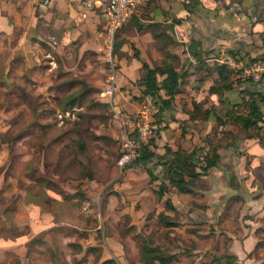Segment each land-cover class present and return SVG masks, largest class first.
<instances>
[{
  "label": "rangeland",
  "instance_id": "rangeland-1",
  "mask_svg": "<svg viewBox=\"0 0 264 264\" xmlns=\"http://www.w3.org/2000/svg\"><path fill=\"white\" fill-rule=\"evenodd\" d=\"M20 4L0 36V264H142L144 244L172 257L169 264H242L221 246L225 236L216 238L214 233L223 229L219 222L192 226L210 235L196 244L181 232V224L165 229L155 218L161 206L156 196L154 204L137 193L132 198L133 189L156 191L164 182V198L170 201L171 186L163 181L160 164L121 163L119 121L110 104L121 103L120 115L135 114L142 62L150 67L169 63L181 82L171 111L154 116L153 136L171 121L182 129H189L188 121H214L201 137L203 145L194 147L208 151L206 144L213 148L229 133L226 125L238 137L245 131L236 116L247 113L254 96L247 92L249 84L218 61L225 55L211 62L195 59L192 43L177 41L173 25L155 21L148 6L116 32L110 49L103 16L73 17L34 7L26 12L21 7L28 4ZM117 43L121 46L115 49ZM236 55L231 51L229 56ZM112 68L119 83L111 98H102ZM213 85L220 94L209 91ZM229 99L230 109L222 104ZM66 111L70 115L61 122L58 114ZM145 170L155 171L160 182L145 183ZM204 187L199 182L196 196L191 195L198 198ZM165 210L177 214L175 208ZM256 255L264 257V241Z\"/></svg>",
  "mask_w": 264,
  "mask_h": 264
},
{
  "label": "crops",
  "instance_id": "crops-1",
  "mask_svg": "<svg viewBox=\"0 0 264 264\" xmlns=\"http://www.w3.org/2000/svg\"><path fill=\"white\" fill-rule=\"evenodd\" d=\"M20 3L0 0V36L6 35L4 31L10 27L9 16L15 14L16 17L15 8L20 6ZM147 6L148 4L145 7ZM21 8V11L29 12L32 6L22 5ZM148 8L149 13L154 15L155 21L173 25L175 39L183 44L192 43V52L199 53V57L207 62L216 60V56L219 55L228 57L231 51L245 55L249 59L264 56V0H151ZM48 10L65 11L77 17L74 7L68 4L45 9ZM90 16L101 17L100 14ZM256 92L264 97V83ZM191 102L192 99L189 98L188 104ZM230 103H232L231 99L222 102L228 109L231 107ZM117 104L122 107L121 103ZM259 106L263 112L260 129L251 127L243 130L247 134L241 132L238 137L231 126L226 125L225 128L229 133L220 135L223 139L219 144L216 143L213 148L206 144V150L214 149L219 158L215 166L196 180L194 192L199 191L196 189L199 182L205 186L198 198L193 197L196 196L194 193L192 196V193H181L173 186L168 188L167 194L177 211L175 216L165 210L167 198L165 199L164 196L157 198L149 187L141 193L140 189H133L135 195H131L134 198L137 193L141 199L146 196L152 199V204L156 196L157 206L161 205L156 209V215L162 213L170 222L181 224V232L191 236L195 242L201 237L208 238L210 235L205 230L193 231L192 226L199 223L213 226L219 222L223 229L220 233H213L216 234V238L218 234L225 236L221 246L227 248V255L232 259L236 257L242 264H253L264 260L263 255L260 257L256 255L257 250L263 248L264 241V235L260 234V230H264V101L259 102ZM179 118L181 121L189 120L187 116L175 115V119ZM165 122L166 125L167 120ZM188 122L189 129L180 128L176 121L167 124L171 130L166 127L163 129L165 131H160L153 147L154 153L161 156L166 148L172 151L191 152L195 146L203 145L201 137L210 133L214 121H208L206 125L198 120ZM145 172L147 174V170ZM153 173L157 177L154 182L147 177L145 180V183H149L152 187L153 183L156 184L161 180L155 171ZM150 209L154 211L153 208ZM232 224L236 226L233 227ZM195 251H198V248Z\"/></svg>",
  "mask_w": 264,
  "mask_h": 264
},
{
  "label": "trees",
  "instance_id": "trees-1",
  "mask_svg": "<svg viewBox=\"0 0 264 264\" xmlns=\"http://www.w3.org/2000/svg\"><path fill=\"white\" fill-rule=\"evenodd\" d=\"M120 46L121 43H117L115 45V49L120 48ZM135 54V56H139L137 52H135ZM192 54L195 59H200L199 53L192 52ZM235 54H238L236 56L240 58H246L245 55L240 53ZM142 68L144 73L139 79L141 95L138 97V100L145 95H150L157 107V115L162 114L164 110H170L173 98L179 91L181 74L169 63L157 67H150L146 62H142ZM218 68L221 73V69L224 68V66L221 65ZM159 76L162 77L161 80L158 79ZM209 91L220 94L221 90L213 85L210 87ZM247 92L249 94H254V96H249L251 98L248 102L249 109L245 115L236 116V119L241 123L244 130L251 127L260 129L261 124L263 123V112L260 110L259 102H263L264 97L259 92ZM157 133L158 131L155 133V136H158ZM258 134L259 133H257V136L259 137ZM155 136H152L148 143L143 145L140 157L134 159L132 162L137 165L145 166L147 159H154L158 157L156 164H160L162 166L165 173L164 180L168 181L170 186L175 187L181 193H194L196 180L200 176L204 175L211 167L217 164L219 157L216 151L213 149L204 153L199 149H193L191 152H185L172 151L170 148H166L163 155L157 156L152 150L155 146ZM147 174L150 181L156 180L157 177L154 175L153 171L147 170ZM166 190V184L161 182L158 189L154 192L160 199L167 192ZM165 207L168 209H174L168 199L165 202ZM158 220L164 222L165 226L174 225V223L170 222L167 219V216L162 213L158 214ZM158 252L159 251L157 249L144 244L142 246L141 255L142 264H154L155 261H158L160 264H169L172 257H167ZM108 261L109 260H106L101 264H106Z\"/></svg>",
  "mask_w": 264,
  "mask_h": 264
},
{
  "label": "built area",
  "instance_id": "built-area-1",
  "mask_svg": "<svg viewBox=\"0 0 264 264\" xmlns=\"http://www.w3.org/2000/svg\"><path fill=\"white\" fill-rule=\"evenodd\" d=\"M26 3L34 8L50 9L59 4L74 7L77 17L85 18L91 14H100L105 19V38L111 49L113 37L131 19L139 17L144 7L151 0H12ZM217 60V59H216ZM233 73L234 78L249 84L248 89L258 91L264 83V56L254 59L228 56L218 59ZM119 83V76L112 68L107 87L100 93L102 98L113 96ZM115 111V118L119 121L118 141L122 151L121 163H130L140 157L141 148L153 136L154 116L157 107L150 95L141 98L137 111L133 115H120L118 104L110 103ZM70 111L59 113L58 118L68 117ZM155 159H147L145 166L153 168Z\"/></svg>",
  "mask_w": 264,
  "mask_h": 264
}]
</instances>
